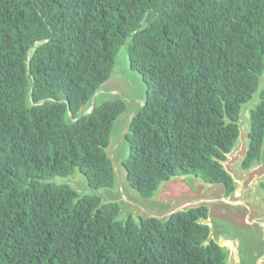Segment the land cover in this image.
I'll return each instance as SVG.
<instances>
[{
    "label": "trees",
    "instance_id": "1",
    "mask_svg": "<svg viewBox=\"0 0 264 264\" xmlns=\"http://www.w3.org/2000/svg\"><path fill=\"white\" fill-rule=\"evenodd\" d=\"M120 50L145 85L123 135L129 187L151 197L192 175L233 192L222 162L254 94L240 165L260 160L264 0H0V264H227L206 206L122 217L118 202L50 181L78 171L91 189L117 185L110 133L127 104L97 92Z\"/></svg>",
    "mask_w": 264,
    "mask_h": 264
},
{
    "label": "rangeland",
    "instance_id": "2",
    "mask_svg": "<svg viewBox=\"0 0 264 264\" xmlns=\"http://www.w3.org/2000/svg\"><path fill=\"white\" fill-rule=\"evenodd\" d=\"M259 81L262 83L264 79L260 77ZM98 94L97 102H100L105 98L121 97L127 104V109L115 119L110 133V143L113 145L112 158L117 164H119L117 167L119 182L112 189L107 187L94 190L88 187L84 175L78 171H75L66 177H53L50 181L69 184L79 192L96 193L101 197L102 201H116L121 207L120 213L122 217L132 214L134 218H137L138 216L136 215L135 208L139 209V207H136L135 205H141L152 212L161 213V211H166L170 203L176 199L177 196L171 195L168 192L162 195L164 188L163 185L178 177H172L168 181L162 182L159 191L162 196L159 194L158 197V193H154L151 197H144L139 194L137 190L132 189L127 185L124 169L120 166L121 159L128 156V146L123 138L125 125L128 123L131 114L141 105L145 98V85L141 82L138 75L129 68L127 55L122 50L117 54L113 70L108 79L103 83ZM257 102L258 96L257 94H254L251 101L242 104L241 117L238 122L240 133L233 149L226 154L223 166L231 173L237 172L241 179L246 182L247 187L242 192V194L244 193V195H242L244 198L242 197V199L249 197L250 200H245L248 202L249 208L251 210L258 209L261 213L260 217L264 218V202L262 200V191L259 187L260 182L264 181V142L260 151V160L254 161L248 169H242L240 165L243 159V153L248 144L250 110ZM202 183L206 184L204 182ZM235 187L237 188L238 186L235 185ZM166 188L172 193L173 190L168 187V185L165 189ZM166 195H171V198H166L168 197ZM130 201L135 205H130ZM251 201H255L256 204L253 205ZM238 213L240 216L243 215V210ZM235 217L239 216L236 214ZM241 220L236 218V221H240V223H242ZM224 249L227 253V264H229V249L227 247H224ZM262 264H264V262Z\"/></svg>",
    "mask_w": 264,
    "mask_h": 264
},
{
    "label": "water",
    "instance_id": "3",
    "mask_svg": "<svg viewBox=\"0 0 264 264\" xmlns=\"http://www.w3.org/2000/svg\"><path fill=\"white\" fill-rule=\"evenodd\" d=\"M27 80H29V74H27ZM97 93L92 98L90 108L95 105ZM143 102L130 117L139 111ZM85 113L81 114V116ZM127 124L125 125L124 133ZM112 151L113 149L110 150L108 156L116 172L118 183L119 177L116 164L112 158ZM245 152L243 153V157ZM224 169L231 175L234 184L238 186L228 195H226L227 190L222 183L207 185V183L203 184L201 181L199 182V179L192 175H186L174 180H167L168 182L164 184L162 195L168 192L171 195L177 196L173 200L176 203L166 211L156 213L147 210L141 205L137 206L132 201L129 203L130 205L139 207V209L134 207L136 213L138 212L137 214H139L138 216L159 219H166L174 213L189 208L206 206L208 208L207 218L200 220V222L209 227L207 241L211 240L220 247H227L229 249V264H262L264 262V218L260 217L261 213L258 209L251 210L248 202L242 199V192L247 187L246 182L241 179L237 172L231 173L225 167ZM167 185L173 190L172 193L167 190L168 188L165 189ZM171 195H166L168 196L166 198H171ZM251 203L253 205L256 204L255 201H251ZM241 210H243V215L240 216L238 212H241ZM236 214L239 217H235ZM236 218L242 219V223L236 221Z\"/></svg>",
    "mask_w": 264,
    "mask_h": 264
},
{
    "label": "crops",
    "instance_id": "4",
    "mask_svg": "<svg viewBox=\"0 0 264 264\" xmlns=\"http://www.w3.org/2000/svg\"><path fill=\"white\" fill-rule=\"evenodd\" d=\"M181 177H183V176H180V178H181ZM164 182H165V181H164ZM161 186H162V183L159 185V187H158L157 190L155 191L156 194L158 193V197H159V194L161 195V193L159 192L160 189H161ZM163 186H164V185H163ZM174 203H176V202H173V201H172V202L170 203V205L168 206V208H170ZM161 212H163V211H161ZM156 213H158V212H156ZM136 215L138 216L139 214L136 213Z\"/></svg>",
    "mask_w": 264,
    "mask_h": 264
},
{
    "label": "flooded vegetation",
    "instance_id": "5",
    "mask_svg": "<svg viewBox=\"0 0 264 264\" xmlns=\"http://www.w3.org/2000/svg\"><path fill=\"white\" fill-rule=\"evenodd\" d=\"M236 187H234V189H235ZM242 195H244V193L242 194ZM243 197V196H242ZM244 198V197H243ZM243 200H250L249 199V197H247V198H245V199H243Z\"/></svg>",
    "mask_w": 264,
    "mask_h": 264
}]
</instances>
